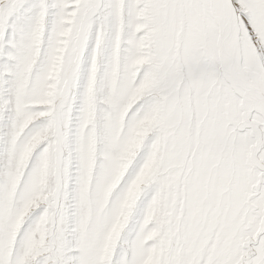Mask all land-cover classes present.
Here are the masks:
<instances>
[{
  "label": "snow or ice",
  "instance_id": "snow-or-ice-1",
  "mask_svg": "<svg viewBox=\"0 0 264 264\" xmlns=\"http://www.w3.org/2000/svg\"><path fill=\"white\" fill-rule=\"evenodd\" d=\"M0 264H264V0H0Z\"/></svg>",
  "mask_w": 264,
  "mask_h": 264
}]
</instances>
